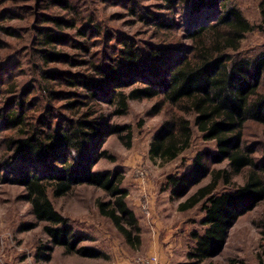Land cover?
<instances>
[{"label":"trees","instance_id":"obj_1","mask_svg":"<svg viewBox=\"0 0 264 264\" xmlns=\"http://www.w3.org/2000/svg\"><path fill=\"white\" fill-rule=\"evenodd\" d=\"M231 1L165 0L167 8L181 4L189 12L186 20L189 46L183 49L156 46L143 57L138 49L124 42L123 60L93 65L99 75L96 80L82 74L78 79L61 77L69 86L86 88L89 93L82 95L89 102L115 104L117 108L112 115L125 114L129 100L162 95L164 103L174 107L175 113L162 123L149 143L150 158L160 164L177 158L190 147L192 125L205 140L215 142V151L197 152L187 170L167 176L163 188L170 200L185 197L177 205L179 211L201 204L202 228L190 231L193 244L186 253L188 261L182 264H201L219 255L237 219L264 200V165H259L253 151L242 145L245 124L264 123V49L253 58L238 53L246 33L264 29V0L259 2L258 25L250 24ZM163 22L157 21V27L163 28ZM56 25L61 26V20ZM40 36L39 53L45 65L65 56L55 48L64 40L59 31L48 28ZM54 75L52 70L42 71L48 82ZM131 86L135 87L127 93L123 91ZM48 91L50 95L56 94L50 88ZM25 103V97L14 100L10 109L0 112V121L13 130L27 127ZM66 105L74 114L65 123L52 124L49 115H43L42 126L29 125L21 138H7L6 150L10 152L0 157V185L11 180L24 188L32 215L42 223L43 232L54 246L63 247L69 254L92 258L100 257V252L91 247H77L81 237L55 210L48 194L62 196L80 184L97 187L109 197L108 201H97L100 213L112 222L128 246L138 249L141 227L127 205L122 177L117 172L92 170L98 159L109 157L107 151L100 150L103 140L115 134L130 147L131 128L109 124L108 114L98 113L92 105L82 102L79 95H74ZM224 160L228 168L210 169L209 163ZM243 171L242 184L218 191L219 181L231 185L232 177ZM208 175L210 181L188 195L191 187ZM256 256L258 263L264 264V247ZM236 262L232 259L229 264Z\"/></svg>","mask_w":264,"mask_h":264},{"label":"rangeland","instance_id":"obj_2","mask_svg":"<svg viewBox=\"0 0 264 264\" xmlns=\"http://www.w3.org/2000/svg\"><path fill=\"white\" fill-rule=\"evenodd\" d=\"M259 2L232 0L231 4L250 24L258 25L261 19ZM188 16L185 6L175 4L169 9L165 0H0V112L10 109L14 100L25 97L23 110L28 116L27 127L15 130L0 121V157L10 152L6 150L7 138H21L29 125L42 126L41 116L48 114L52 124L65 123L74 114L66 103L79 95L82 102L92 105L98 113L108 114L109 124L131 128L130 147L125 146V139L120 140L115 134L103 140L100 150L107 151L109 157L98 159L92 170L117 172L122 177L121 187L127 190L128 207L139 202L141 237L143 233L138 249L128 246L112 222L100 213L97 201H108L109 197L97 187L75 185L67 194L57 197L49 192L55 210L81 237L77 247H91L101 255L92 258L69 254L63 247L54 246L43 232L42 223L31 213L24 188L11 180L5 181L0 185V264H135L153 254L151 251L156 252V246L166 241L167 227L171 230L168 238L171 244L163 248L170 255H167V264L188 261L185 252L193 244L189 233L202 228L199 224L203 217L201 204L179 211L177 205L185 197L170 200L168 191L163 188L167 176L187 170L197 152L215 151V142L205 140L192 125L190 147L177 158L160 164L150 158L149 143L162 123L175 113L174 107L164 103L162 95L129 100L125 114L112 115L117 108L115 104L99 100L89 102L82 95L89 93L86 88L69 86L61 78L77 76L78 79L82 74L96 80L99 75L93 65L123 60L124 42L138 49L143 57L156 46L183 49L189 46L186 39ZM151 17L155 19L150 20ZM170 19H173L171 24ZM60 20L62 25L57 26L56 21ZM159 20L164 21L163 28L157 27ZM48 28L63 35L64 40L55 48L65 56L45 65L39 53L42 48L40 33ZM263 49L264 29L253 30L241 40L238 53L253 58ZM46 69L55 72L54 79L49 80L51 83L42 77ZM132 87L135 86L125 87L123 91L127 93ZM49 88L56 94L50 95ZM12 108L17 109V106ZM242 134V145L253 151L259 165H264V123L247 122ZM227 163V160L209 163V167L228 168ZM140 170L145 173L142 180L137 175ZM231 180V185L219 181L218 191L242 184L245 172L234 175ZM209 181L210 175L202 178L191 187L188 195ZM144 184L147 199L140 195ZM144 203L148 214L142 210ZM146 230L149 234L144 233ZM263 231L264 200L237 219L229 230L222 252L201 264H229L232 259L236 264H259L256 255L264 247Z\"/></svg>","mask_w":264,"mask_h":264},{"label":"crops","instance_id":"obj_3","mask_svg":"<svg viewBox=\"0 0 264 264\" xmlns=\"http://www.w3.org/2000/svg\"><path fill=\"white\" fill-rule=\"evenodd\" d=\"M142 193L143 194H140V195H144L145 196V198L147 197L148 198V196H147V194H146V190H145V184H144V186H142ZM138 196H139V193H138ZM146 198V199H147ZM150 199H151V197H150ZM138 207H139V202H134V205L132 206L131 205V209L133 210V212L135 213V215L137 216V218L138 217H140V210L138 209ZM141 227V226H140ZM142 229H143V227H142ZM153 231H154V234H155V227L153 228ZM152 231V232H153ZM144 233H146V234H149V232H148V230H146V231H144ZM170 233H171V230H170V228H166V232H165V235H166V241L165 242H163V243H161V245H159V246H156L157 247V250H156V252H154V251H151L154 255H157L158 257H159V261H160V263L161 264H167V260H168V256H170L167 252H165L166 250H164L165 249V246H169L171 243H169V241H168V238H169V236H170ZM141 238H143V233H142V237ZM165 243V244H164ZM193 243V242H192ZM164 248V249H163ZM188 251V250H187ZM166 254V255H165ZM185 254H186V252H185ZM152 255V254H151ZM168 255V256H167ZM185 257H186V255H185ZM182 263H183V261H181Z\"/></svg>","mask_w":264,"mask_h":264},{"label":"built area","instance_id":"obj_4","mask_svg":"<svg viewBox=\"0 0 264 264\" xmlns=\"http://www.w3.org/2000/svg\"><path fill=\"white\" fill-rule=\"evenodd\" d=\"M137 175L139 177L140 180H142L145 176V173L143 171H137ZM142 210L145 214H148V209H147V204L144 203L142 204ZM135 264H161L157 255H149V256H146L140 260H138Z\"/></svg>","mask_w":264,"mask_h":264}]
</instances>
